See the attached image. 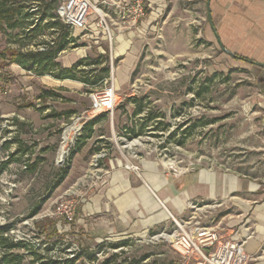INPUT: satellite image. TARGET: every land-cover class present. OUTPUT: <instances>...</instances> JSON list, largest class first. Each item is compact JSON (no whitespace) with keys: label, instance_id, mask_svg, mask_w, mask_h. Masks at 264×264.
I'll use <instances>...</instances> for the list:
<instances>
[{"label":"rangeland","instance_id":"rangeland-1","mask_svg":"<svg viewBox=\"0 0 264 264\" xmlns=\"http://www.w3.org/2000/svg\"><path fill=\"white\" fill-rule=\"evenodd\" d=\"M135 1L93 3L113 15L119 10L118 2L122 6ZM215 1L144 0L145 15L137 18V61L126 85L118 89L113 78L118 63L113 28L110 25L111 42L105 30L96 26L98 16L92 11L90 28L79 33V43L86 44L92 59L108 53V86H114L118 98L113 113L95 116L104 115L94 138L86 143L88 159L93 161L98 151L122 152L135 162L156 161L176 171L221 168L264 180V109L258 101L254 68L229 55L225 49L230 48L216 35V23H210L209 16ZM130 17L133 20L132 13ZM50 37V30L32 38L19 28L0 29V51L6 52L4 60L0 57V234L9 243H25L10 250L0 243V255H20L21 264H40V257L49 261L75 253L85 254L78 264H102L116 255L112 264H131L154 253L142 263L195 264L193 259L185 261L169 238L176 229L173 219L162 231L97 242L65 230L69 223L54 214L58 182L75 145H66L61 162L64 130L79 116H86L81 120L84 124L95 118H87V112L93 103L91 93L97 90L44 88L34 71L12 62L9 49L34 50ZM43 93L46 99L39 98ZM139 105L145 112L136 115ZM69 112L74 113L69 116ZM147 115L154 118L140 135L130 137L131 129L138 130ZM135 140L140 143L130 146ZM97 147L100 150L94 152ZM5 161L8 164L1 169ZM230 205L202 212V205H196L190 212L202 222L218 225L219 214ZM36 206L40 211L33 215ZM53 226L63 238H47ZM116 243L122 245L115 248Z\"/></svg>","mask_w":264,"mask_h":264},{"label":"crops","instance_id":"crops-1","mask_svg":"<svg viewBox=\"0 0 264 264\" xmlns=\"http://www.w3.org/2000/svg\"><path fill=\"white\" fill-rule=\"evenodd\" d=\"M212 11L210 23H216L215 33L230 48L233 54L229 55L240 57L254 68L258 101L264 109V0H216ZM105 13L115 36L113 51L118 63L113 78L118 89L126 85L137 61L139 25L128 15L123 18L119 10L113 15ZM81 32L76 30L75 34ZM84 47L62 51L57 61L71 67L89 56L88 47ZM37 76L44 88L79 91L85 87L78 80ZM86 147L87 144L73 156L69 173L58 186L59 197L77 202L76 219L65 230L99 242L109 237L162 231L172 217H189L194 212H190L191 202L202 205L199 212L229 203L230 209L219 214L215 226L228 237L244 242L250 257L248 264H264V180L221 168L176 171L156 161L135 162L122 152L105 153L99 165L93 166ZM97 150L100 149L94 152Z\"/></svg>","mask_w":264,"mask_h":264},{"label":"trees","instance_id":"trees-1","mask_svg":"<svg viewBox=\"0 0 264 264\" xmlns=\"http://www.w3.org/2000/svg\"><path fill=\"white\" fill-rule=\"evenodd\" d=\"M62 0H0V29H21L25 34L32 36V38L40 37L46 30H50V38L41 41L37 44L36 49L22 51L19 48L9 49V54L12 56V62L17 63L24 68L34 71L37 75L49 74L57 79H73L84 83L85 91L93 92L102 89L105 85L106 79L110 77V65L108 53H100L97 59H92L90 56L79 59L71 67H63L57 61L59 54L68 49H73L85 46V43H79L81 34L76 35L74 29L62 21L58 15V7ZM6 52L0 51V57L5 58ZM237 58H240L237 56ZM54 95L55 93H47ZM56 96H60L55 94ZM48 96L43 93L39 98L46 99ZM145 108L142 105L136 107L134 114H142ZM74 112H69L70 114ZM104 115L97 116L84 124L82 133L78 136L75 145L72 147L70 156L68 158V168L72 162L73 156L80 151L86 144L87 139L95 134V124L99 122ZM152 116L142 117V122L138 130L131 129V136L140 135L149 121L153 119ZM8 161L3 163L1 169H4ZM63 171L60 181L61 184L69 173V169ZM43 199V201H46ZM40 211V206H36L32 214H37ZM48 239L63 238V235L58 232L53 226L52 232L47 235ZM8 238H4L0 234V243L4 248L16 249L24 247L23 241L8 242ZM61 241V239L59 240ZM122 243L114 244V247H120ZM87 248V247H86ZM32 254L36 252L31 251ZM154 253H147L141 259H135L131 264H147L142 263L143 260L149 259ZM13 257V258H12ZM105 260L102 264H112L113 258ZM85 254L75 253L73 256L60 259H50L49 261H42L40 257V264H78V261L84 260ZM0 264H21L20 255L15 253L4 252L0 255ZM149 264H155L154 262ZM169 264H178L172 262Z\"/></svg>","mask_w":264,"mask_h":264},{"label":"built area","instance_id":"built-area-1","mask_svg":"<svg viewBox=\"0 0 264 264\" xmlns=\"http://www.w3.org/2000/svg\"><path fill=\"white\" fill-rule=\"evenodd\" d=\"M144 0H136L132 5H118L122 17L127 15L134 16L133 19L144 16ZM116 5V4H115ZM95 11L98 16L96 26L103 28L109 39L113 40L110 18L92 0H63L58 7V15L63 22L70 25L74 31H86L90 28V15ZM110 77L106 79L104 87L100 91L91 93L92 107L87 112V118H93L102 112L113 113L117 104L118 95L114 86H108ZM112 90L113 95H109ZM86 116L76 118L72 125L66 126L64 130V148L67 144L76 143L78 136L81 135ZM60 155L61 162H64L65 155ZM105 153H98L93 157V166H98L100 159ZM196 203L191 202L190 208L194 209ZM190 214L187 218L177 219L172 217L176 223V229L169 234L173 239V246L179 251L185 261L195 260V264H248L250 257L246 251L244 242L232 239L225 235L217 226L207 224ZM54 214L61 217L66 223H72L77 215V202L66 197L60 196L56 202Z\"/></svg>","mask_w":264,"mask_h":264},{"label":"bare ground","instance_id":"bare-ground-1","mask_svg":"<svg viewBox=\"0 0 264 264\" xmlns=\"http://www.w3.org/2000/svg\"><path fill=\"white\" fill-rule=\"evenodd\" d=\"M109 95H110V96L113 95L112 90L109 91ZM139 143H140V142H139L138 140H135L133 143H130V146L135 145V144H139ZM65 152H66V149H65L64 146H63V148H62V150H61V155H64ZM167 236H168V235H167ZM169 238H170V239H173L171 236H169Z\"/></svg>","mask_w":264,"mask_h":264},{"label":"water","instance_id":"water-1","mask_svg":"<svg viewBox=\"0 0 264 264\" xmlns=\"http://www.w3.org/2000/svg\"><path fill=\"white\" fill-rule=\"evenodd\" d=\"M229 54H233L230 50L228 49H225Z\"/></svg>","mask_w":264,"mask_h":264}]
</instances>
